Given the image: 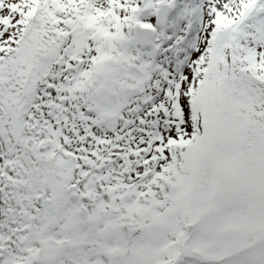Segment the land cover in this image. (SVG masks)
Returning a JSON list of instances; mask_svg holds the SVG:
<instances>
[{
    "label": "snow or ice",
    "instance_id": "obj_1",
    "mask_svg": "<svg viewBox=\"0 0 264 264\" xmlns=\"http://www.w3.org/2000/svg\"><path fill=\"white\" fill-rule=\"evenodd\" d=\"M0 264H264V0H0Z\"/></svg>",
    "mask_w": 264,
    "mask_h": 264
}]
</instances>
